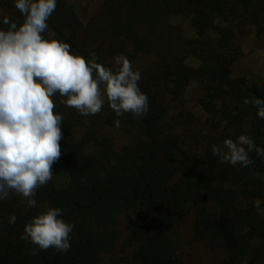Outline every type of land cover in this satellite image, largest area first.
<instances>
[{
    "label": "trees",
    "instance_id": "obj_1",
    "mask_svg": "<svg viewBox=\"0 0 264 264\" xmlns=\"http://www.w3.org/2000/svg\"><path fill=\"white\" fill-rule=\"evenodd\" d=\"M100 1L98 13L84 23L72 3L57 0L43 35L70 44L85 58L95 52L97 62L109 68L125 55L141 73L138 85L149 98V112L117 117L106 101L98 114L83 116L60 103L59 94L54 97L55 112L64 118L62 155L52 179L36 191V208L19 195L0 200V264H100L104 254L112 255L111 264H182L169 229L190 205L193 236L215 264H258V255L243 259L252 240L264 247V215L254 207L259 199L264 208V158L253 151V165L222 164L211 151L214 144L220 147L218 138L197 130L186 138L197 149L193 169L179 175L176 158L186 150L165 122V97H181L197 80L208 127L221 129L223 139L246 134L264 148V119L253 104L243 103L246 97L264 99V77L250 87L231 70L240 53L236 37L249 28L264 31V0ZM8 9L0 19L22 22L15 2ZM179 13L190 17L195 36L171 21ZM140 53L155 57L145 69L136 64ZM189 57L198 65L188 63ZM118 129L128 135L120 146ZM61 172L67 181L57 185ZM49 206L62 209L61 218L75 225L67 253L42 251L21 239L25 224ZM127 212L131 218L125 221ZM13 214L16 222L10 224Z\"/></svg>",
    "mask_w": 264,
    "mask_h": 264
},
{
    "label": "clouds",
    "instance_id": "obj_2",
    "mask_svg": "<svg viewBox=\"0 0 264 264\" xmlns=\"http://www.w3.org/2000/svg\"><path fill=\"white\" fill-rule=\"evenodd\" d=\"M56 5L57 0H15L22 22L0 19V200L19 195L30 208L37 207L36 191L52 179L62 155L64 118L55 112L57 94L60 103L83 116L98 114L106 101L117 117L142 118L149 112V98L138 85L141 73L125 55L116 56V67L109 68L97 62L95 52L85 58L74 54L70 44L43 35ZM243 103L253 104L264 119V99L246 97ZM114 123L120 127L119 119ZM223 146H211L222 164L253 165V151L264 158V148L246 134L224 139ZM254 207L264 215L259 199ZM62 215V209L47 207L25 224L21 239L42 251L67 253L75 225ZM15 222L10 215L9 223Z\"/></svg>",
    "mask_w": 264,
    "mask_h": 264
},
{
    "label": "rangeland",
    "instance_id": "obj_3",
    "mask_svg": "<svg viewBox=\"0 0 264 264\" xmlns=\"http://www.w3.org/2000/svg\"><path fill=\"white\" fill-rule=\"evenodd\" d=\"M73 4L77 14L84 23H87L99 11L100 0H68ZM15 0H0V14L7 12L9 3ZM171 21L180 26L183 32L188 36H195L196 30L191 23L189 16L184 14H175ZM240 49L236 60L231 65L232 76H243L248 86L259 85L264 77V31L256 32L249 28L244 34L236 37ZM152 54L140 53L137 56L136 64L145 69L154 61ZM188 63L198 65V61L192 57L187 59ZM202 94L201 87L197 80L193 79L186 87L183 95L173 99L166 95L168 113L165 122L171 133L179 137V140L185 148V153H180L176 158L179 165V175L190 173L193 169L195 159L193 152L197 149L186 143L187 135L190 132L203 130L217 137L220 147L224 150L223 138H220L221 129H212L206 124L207 113L199 105V97ZM120 129L115 130L117 145L120 146L126 140L128 135ZM220 138V139H219ZM199 149L200 146L196 145ZM264 178V175H263ZM67 181L66 172H61L56 179L57 185L65 184ZM131 218L130 213H126L124 220ZM123 220V221H124ZM123 222V224L125 223ZM124 226V225H123ZM195 228L194 206H188L187 213L177 224L169 229V235L174 240L178 257L182 264H215L206 245L193 236ZM258 255V264H264V247L262 249L261 241L254 239L251 242L250 249L246 252L243 262ZM113 257L110 254H104L100 258V264H111Z\"/></svg>",
    "mask_w": 264,
    "mask_h": 264
}]
</instances>
